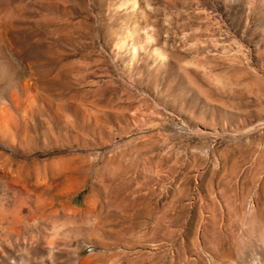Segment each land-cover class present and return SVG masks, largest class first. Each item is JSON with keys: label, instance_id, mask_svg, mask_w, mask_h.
<instances>
[{"label": "rangeland", "instance_id": "1", "mask_svg": "<svg viewBox=\"0 0 264 264\" xmlns=\"http://www.w3.org/2000/svg\"><path fill=\"white\" fill-rule=\"evenodd\" d=\"M0 264H264V0H0Z\"/></svg>", "mask_w": 264, "mask_h": 264}]
</instances>
